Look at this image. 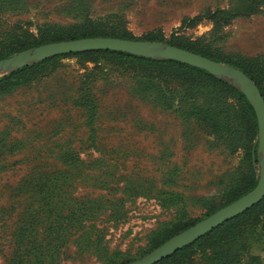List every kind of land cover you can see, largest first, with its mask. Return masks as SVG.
<instances>
[{"label":"rangeland","instance_id":"374dc122","mask_svg":"<svg viewBox=\"0 0 264 264\" xmlns=\"http://www.w3.org/2000/svg\"><path fill=\"white\" fill-rule=\"evenodd\" d=\"M256 1L263 4L248 12L252 0H0V43L12 30L37 36L42 24L73 26L89 18L99 29H117L134 40L188 45L238 69L239 59L258 60L264 97V0ZM234 9L243 14L225 25L215 18L217 11ZM134 73L133 67L113 60L96 64L67 56L32 83L0 94V264H11L18 222L34 200L22 188L42 171L81 169L68 186L78 198L123 197L119 214L111 217L108 210L86 223L100 235L102 247L86 249L76 231L59 248L54 264H128L146 255L156 232L176 222L177 206L165 207L152 195L124 194L125 176L184 194V220L196 223L223 203L233 176L249 177L243 148L229 151L204 123L184 119L177 103H155L156 93L140 96L134 91ZM179 85L170 81L173 90L179 91ZM227 100L237 104L234 97ZM254 144L258 183V134ZM74 156L79 163L71 168ZM258 219L250 218L248 230ZM254 247L264 264L263 246ZM113 252L118 254L110 256Z\"/></svg>","mask_w":264,"mask_h":264},{"label":"trees","instance_id":"16d2710c","mask_svg":"<svg viewBox=\"0 0 264 264\" xmlns=\"http://www.w3.org/2000/svg\"><path fill=\"white\" fill-rule=\"evenodd\" d=\"M262 4L252 0L253 7L248 12H255ZM241 12L240 9L221 10L217 11L215 18L225 25L236 16L242 15ZM93 21L88 18L83 23L73 26L45 23L39 26L37 36L12 30L0 43V60L33 46L63 40L97 36L133 39L117 29H99ZM174 45L221 61L188 45L177 43ZM67 56H78L83 61L96 64L103 60H113L133 67L135 69L133 79L137 84L134 91L140 96L146 97L150 93H156V99H152L155 103L164 105L177 103V109L184 119L193 117L204 123L212 135L223 140L229 151L235 152L240 148L245 150L244 160L250 173L249 177L241 181L233 176L223 191V203L211 209L206 217L255 188L257 179L252 165L253 155L257 153V145L254 144L258 134L255 109L240 89L205 69L172 59L157 60L123 51L95 49L60 54L34 65L19 68L0 78V94L11 93L21 86L32 83L57 59ZM235 65L254 79L261 88L262 76L259 73L261 63L258 60L242 58ZM171 80L180 82L179 91L170 88ZM176 92H181L178 97ZM229 96L234 97L237 104L229 102L227 100ZM95 110L91 112V122L94 120ZM5 142V139L1 140L3 147ZM78 163L75 156L70 157L71 168ZM81 171L75 168L72 173L61 170L42 171L40 176L34 175L24 184L22 190L31 193L34 200H29L18 222L16 249L11 264H54L59 248L67 243L76 231H81L78 239L86 249L102 247L100 235H95L92 227H87L86 223L108 210L111 217L119 214L123 197L112 195L96 198L75 197L72 191L68 190V186L71 180H74L73 176H81ZM124 178H128L123 188L124 194L152 195L158 198L163 206H177L179 209L176 222L156 232L151 248L143 255L196 223L184 220L187 216L184 194L174 189H156V186L148 181H138L128 176ZM101 182L105 185L104 181ZM251 217L259 219L258 223L248 230ZM255 243L263 246L260 250L264 254V198L244 213L224 222L155 264H259L263 255L254 251ZM117 254L118 252H113L110 256ZM125 263L127 262L121 264Z\"/></svg>","mask_w":264,"mask_h":264},{"label":"water","instance_id":"95a60500","mask_svg":"<svg viewBox=\"0 0 264 264\" xmlns=\"http://www.w3.org/2000/svg\"><path fill=\"white\" fill-rule=\"evenodd\" d=\"M95 49L123 51L151 58L172 59L205 69L216 76L228 79L236 85L254 107L258 119V152L261 156V171L255 188L193 226L171 237L140 259L128 264H155L203 237L224 222L244 213L264 198V97L253 79L234 66L213 60L188 49L162 42L97 36L51 42L15 53L0 60V74L11 72L56 55Z\"/></svg>","mask_w":264,"mask_h":264}]
</instances>
